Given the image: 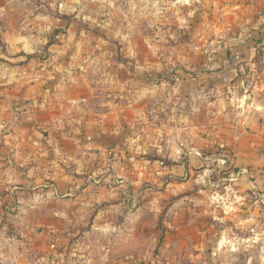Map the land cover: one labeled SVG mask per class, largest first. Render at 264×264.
Wrapping results in <instances>:
<instances>
[{
	"label": "crops",
	"instance_id": "obj_1",
	"mask_svg": "<svg viewBox=\"0 0 264 264\" xmlns=\"http://www.w3.org/2000/svg\"><path fill=\"white\" fill-rule=\"evenodd\" d=\"M25 2L24 26L0 27V185L22 171L70 195L98 155L138 170L152 132L172 177L264 212V0Z\"/></svg>",
	"mask_w": 264,
	"mask_h": 264
},
{
	"label": "rangeland",
	"instance_id": "obj_2",
	"mask_svg": "<svg viewBox=\"0 0 264 264\" xmlns=\"http://www.w3.org/2000/svg\"><path fill=\"white\" fill-rule=\"evenodd\" d=\"M2 3L4 13L12 12L0 27L8 32L24 26L31 5ZM8 37L0 30L3 51ZM153 38L146 36L147 43ZM176 39L190 41L183 32ZM146 124L154 126L152 115ZM152 134L138 170L135 160L127 168L116 152L98 155L88 170L79 169L85 174H73L70 195L62 181L34 176L30 185L22 171L13 192L2 182L0 264H264V212L251 218L235 210L241 198L228 194L216 177L205 193L201 183L172 177L173 165L154 155Z\"/></svg>",
	"mask_w": 264,
	"mask_h": 264
},
{
	"label": "built area",
	"instance_id": "obj_3",
	"mask_svg": "<svg viewBox=\"0 0 264 264\" xmlns=\"http://www.w3.org/2000/svg\"><path fill=\"white\" fill-rule=\"evenodd\" d=\"M247 86H249L250 88H253L254 84L253 83H249ZM263 177H264V168H263Z\"/></svg>",
	"mask_w": 264,
	"mask_h": 264
}]
</instances>
